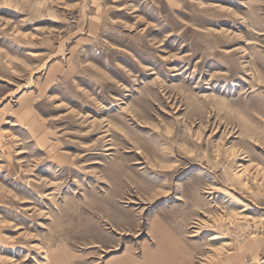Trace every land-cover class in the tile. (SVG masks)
Listing matches in <instances>:
<instances>
[{
    "label": "rangeland",
    "instance_id": "1",
    "mask_svg": "<svg viewBox=\"0 0 264 264\" xmlns=\"http://www.w3.org/2000/svg\"><path fill=\"white\" fill-rule=\"evenodd\" d=\"M0 264H264V0H0Z\"/></svg>",
    "mask_w": 264,
    "mask_h": 264
},
{
    "label": "bare ground",
    "instance_id": "2",
    "mask_svg": "<svg viewBox=\"0 0 264 264\" xmlns=\"http://www.w3.org/2000/svg\"><path fill=\"white\" fill-rule=\"evenodd\" d=\"M213 237V236H212Z\"/></svg>",
    "mask_w": 264,
    "mask_h": 264
}]
</instances>
